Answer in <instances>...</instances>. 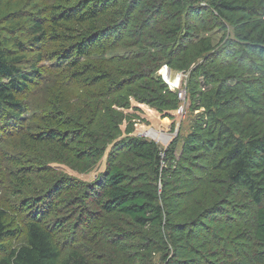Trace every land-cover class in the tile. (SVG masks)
I'll use <instances>...</instances> for the list:
<instances>
[{"label":"trees","instance_id":"trees-1","mask_svg":"<svg viewBox=\"0 0 264 264\" xmlns=\"http://www.w3.org/2000/svg\"><path fill=\"white\" fill-rule=\"evenodd\" d=\"M54 9L48 23L56 27L48 30L45 12L37 0H0V130L10 122L19 123L26 109L19 96L40 76L39 65L58 59L67 68L60 86L55 84L50 94L63 93L66 86L75 92L77 100L74 98V103L68 98L54 105L65 119L57 118L58 126L68 123L70 128L45 133L62 149L77 152L73 158L94 165V157L102 156L106 146L120 137L121 122L112 124V118L106 116L96 121L95 114L88 118L80 98L85 92L93 93L97 85L104 89L100 96L106 101L123 89L121 83L109 80L110 74L98 71L90 59L102 48H111L107 46L110 41L113 45L128 40L130 26L137 25L133 19L145 13L147 33L141 35L149 37H138L137 44L143 46L141 42L149 40L146 52L154 47L146 58V63L154 66L148 74L156 72L164 61L166 66L180 70L193 65L190 77L196 82L190 85V111L197 113L182 153L210 161L211 168L223 177L224 196L241 189L256 207L250 236L256 251L251 256L255 264H264V0H90L84 5L68 3ZM112 10L118 13L109 14ZM106 12L113 16L109 26L102 29L99 21ZM213 30L223 32L214 46L210 38L200 37ZM64 31L69 34L63 35ZM69 41L72 44L64 46ZM54 43L61 46L51 49ZM137 77L128 94L137 103L159 113L177 108L178 92L149 77L145 69ZM139 79L143 85L137 83ZM69 104L71 113L78 108L73 117L67 113ZM117 107L127 109L128 104ZM174 159V151H161L142 137L122 138L113 144L107 168L96 183L77 182L75 187L90 189L92 201L104 218L129 225L132 233L145 241L146 255L161 254L167 264H202L192 257L201 245L195 242L199 236L192 234L190 222L178 223L174 217L178 216V200L168 188L171 176L163 175L168 169L166 163L171 166ZM64 183L71 185L62 180L56 193ZM48 215L36 212L26 224V243L9 250L6 241L17 232L8 213L0 210V254L5 255L0 264H92L80 249L64 254L60 251L54 242L58 226L47 222ZM193 221L203 225L201 220Z\"/></svg>","mask_w":264,"mask_h":264},{"label":"rangeland","instance_id":"rangeland-1","mask_svg":"<svg viewBox=\"0 0 264 264\" xmlns=\"http://www.w3.org/2000/svg\"><path fill=\"white\" fill-rule=\"evenodd\" d=\"M89 1L37 0L40 9L45 12L48 30L56 27L48 23L54 17L55 9L52 11V8L63 7L68 3L84 5ZM117 13L118 11L112 10L109 14ZM109 14L106 12V17L100 19V28L109 26L108 20L113 16ZM146 16L145 13L135 16L133 20L137 25L130 26L128 40L115 42L113 45L110 41L107 46L111 48H102L90 59L98 71L110 74L109 80L115 84L121 83L123 89L122 93H115L106 101L107 98L100 96L104 89L97 85L93 87V93L85 92L80 98L81 104H85L82 110L86 111L88 118L95 114L96 121L106 116L112 118V124L117 125L119 120L121 122L118 126L120 137L106 146L102 156L94 157V165L73 158L75 151L62 149L56 140L45 133L52 130L64 132L70 128L68 123L58 126L56 119L60 118L64 122L65 119L57 113L54 105L59 101L64 103L68 98L70 102H74L75 92L64 86L63 93L50 94L55 84L60 86L64 78L67 67L63 62L58 59L42 62L39 65L42 68L40 76L19 96L26 107L19 123L10 122L0 130V210L8 213V220L17 232L16 237L6 241L9 250L26 243V224L31 217L36 216V212H41L45 216L49 214L48 223L58 226L54 242L63 254L80 249L92 264H110L111 261L113 264H167L166 260H162L161 254L148 256L144 253L145 241L132 233L129 225H120L104 218L92 201L90 189L75 187L77 182L93 186L107 168V159L113 144L122 138L135 136L154 142L161 151H174L175 159L171 166L166 163L168 169L163 175L171 176L168 188L172 197H177L178 200V216L174 214L176 222H190L188 227L193 231L192 234L200 238L195 242L199 241L201 245L198 251L197 248L194 249L192 257L202 264H255L251 255L256 249L252 246L250 236L256 207L241 189L234 190L231 196H224L223 177L219 171L211 168L210 161L182 153L184 140L197 113L190 111V85L196 82L190 77L193 65L180 70L177 66H166L164 61L156 72L148 74L150 66L153 65L146 63V58L153 52L154 47L146 52L149 40L141 42L143 46L137 44L138 37H149L141 35L147 31L144 28ZM112 27L113 25L110 28ZM58 32L62 30L59 29ZM68 34L67 31L63 32V35ZM222 36L223 32L220 30L200 35L210 38L213 46L219 43ZM54 44L50 45L51 49L61 46V43ZM71 44L69 41L64 46ZM143 52H146L144 56H138ZM121 57H125V60L118 61ZM144 69L149 77L157 78L166 85L171 84L168 86L174 92H184L175 110L159 113L128 96L133 88L132 82L138 79L137 76ZM175 80H178L177 86H173ZM198 82L200 85V79ZM137 83L144 84L141 79ZM124 104H128L127 109L117 107ZM77 110L78 108H74L71 113V105L67 106V113H71L68 114L71 117ZM62 180L70 182L71 185L64 183L63 189L56 193L55 190L60 188ZM204 201L207 202L203 205ZM52 204L54 205L50 207ZM78 217L81 219L78 220ZM193 220H201L203 225L200 226L199 222ZM206 224L209 227H205ZM195 242L194 246H197L198 243ZM172 251L171 249L169 258ZM4 256L0 254V258Z\"/></svg>","mask_w":264,"mask_h":264},{"label":"built area","instance_id":"built-area-1","mask_svg":"<svg viewBox=\"0 0 264 264\" xmlns=\"http://www.w3.org/2000/svg\"><path fill=\"white\" fill-rule=\"evenodd\" d=\"M183 96H184V92L181 91V92L178 93V99H182Z\"/></svg>","mask_w":264,"mask_h":264},{"label":"bare ground","instance_id":"bare-ground-1","mask_svg":"<svg viewBox=\"0 0 264 264\" xmlns=\"http://www.w3.org/2000/svg\"><path fill=\"white\" fill-rule=\"evenodd\" d=\"M178 85V80H175L173 83V86H177ZM169 139V138H168ZM164 140V139H163Z\"/></svg>","mask_w":264,"mask_h":264},{"label":"water","instance_id":"water-1","mask_svg":"<svg viewBox=\"0 0 264 264\" xmlns=\"http://www.w3.org/2000/svg\"><path fill=\"white\" fill-rule=\"evenodd\" d=\"M167 73H169V70L167 69Z\"/></svg>","mask_w":264,"mask_h":264},{"label":"clouds","instance_id":"clouds-1","mask_svg":"<svg viewBox=\"0 0 264 264\" xmlns=\"http://www.w3.org/2000/svg\"><path fill=\"white\" fill-rule=\"evenodd\" d=\"M169 86L171 85V84H168ZM172 87V86H171Z\"/></svg>","mask_w":264,"mask_h":264}]
</instances>
